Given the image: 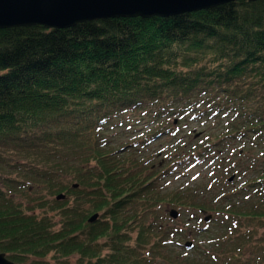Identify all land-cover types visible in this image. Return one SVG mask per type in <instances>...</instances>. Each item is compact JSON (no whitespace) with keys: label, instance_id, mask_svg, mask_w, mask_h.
Instances as JSON below:
<instances>
[{"label":"trees","instance_id":"obj_1","mask_svg":"<svg viewBox=\"0 0 264 264\" xmlns=\"http://www.w3.org/2000/svg\"><path fill=\"white\" fill-rule=\"evenodd\" d=\"M132 112L158 119L145 142L172 136L178 124L168 118L189 112L221 129L175 141V158L158 167L105 136ZM210 154L216 166L195 186L162 192L174 163ZM231 175L245 179L231 188ZM30 184L65 193L50 207L58 230L14 202ZM168 208L212 213L207 245L170 257L197 230L172 224ZM0 252L14 262L52 254L82 264H264V0L0 29Z\"/></svg>","mask_w":264,"mask_h":264},{"label":"rangeland","instance_id":"obj_2","mask_svg":"<svg viewBox=\"0 0 264 264\" xmlns=\"http://www.w3.org/2000/svg\"><path fill=\"white\" fill-rule=\"evenodd\" d=\"M124 119L126 123L122 122V125L118 123V118L114 120L108 128V131L105 130V136L111 139V144L115 147H119L122 144L132 143L131 147L126 150L129 152L136 150V154L150 155L147 164H154L157 166V164L160 163V166L158 167L163 166V159H170V157H168L169 155L172 159L175 158V155L173 154L174 150L172 149L174 143H176L175 141L189 143L194 138L195 134L196 138L194 139L200 140V138L203 139L205 136H208V134L216 135L221 129V127L212 125L208 121H203V117L194 118L192 112H189L183 114L179 118L177 115L168 118V121L170 122L175 119L174 125L178 124L177 131L174 132L172 136H169L168 134L159 135L151 141L145 142L143 138L154 131V127H157L158 125V119L151 120L153 119V116L148 114V112H132L124 117ZM177 119L179 120L177 121ZM232 145L233 146L228 148L229 150H232V148L237 149L239 147V144L234 143ZM217 154L221 155L220 152ZM213 157L214 156L210 154L204 158H200L198 161L185 160L181 163H174L170 168L168 176L159 182L162 187V192H169L181 186H195L201 181L212 166H216L215 161H218V157L217 160H214ZM244 179L245 178L239 180L234 179L235 181L231 182V188H235L238 183L242 182ZM60 193L65 195L64 192H49L42 184L39 187H37L36 184H30L28 193L25 197L19 195L12 197L15 200L14 202L20 203V207L24 210V214H34L38 218L45 216L50 219V224L53 226L51 230L53 231L60 228L61 219L58 212L51 210L50 207L52 202H60L55 200L56 195ZM213 217L214 215L212 216V219ZM202 218L203 215L199 211L184 210L179 212V217L177 219H171L173 221L171 223L176 224V226L180 227L182 231L192 229L197 230V232L196 234H193L192 232L188 233L187 237L181 239L178 243L179 245H173V253H171L170 250L167 251L170 257H173L176 253L192 256L194 254L193 246L201 245V247H204L207 245V231L215 228L216 221L210 220L208 222H203ZM186 240L192 241L193 246L191 249L183 247V243ZM5 256L14 262L11 259L10 254L5 253ZM43 262L45 264H82L83 259L79 256L53 258V255L49 254L42 259L30 256L24 258L23 261L14 262V264H41Z\"/></svg>","mask_w":264,"mask_h":264},{"label":"water","instance_id":"obj_3","mask_svg":"<svg viewBox=\"0 0 264 264\" xmlns=\"http://www.w3.org/2000/svg\"><path fill=\"white\" fill-rule=\"evenodd\" d=\"M234 1L237 0H0V29L29 26L66 29L87 21L112 18H165L207 10ZM233 178V175L230 176L228 181ZM64 198L63 194L55 197L57 201ZM168 214L174 219L178 217L175 209H169ZM97 217L98 214H94L87 222L93 223ZM210 218L211 215H206L204 221ZM191 245L190 241L184 243L185 247ZM0 264L11 262L0 253Z\"/></svg>","mask_w":264,"mask_h":264},{"label":"flooded vegetation","instance_id":"obj_4","mask_svg":"<svg viewBox=\"0 0 264 264\" xmlns=\"http://www.w3.org/2000/svg\"><path fill=\"white\" fill-rule=\"evenodd\" d=\"M5 258L8 260V261H11V260H9L6 256H5ZM12 262V261H11ZM12 264H14V262H12Z\"/></svg>","mask_w":264,"mask_h":264}]
</instances>
